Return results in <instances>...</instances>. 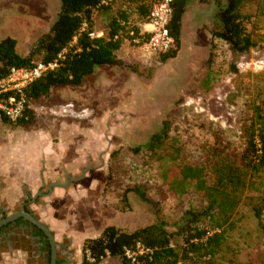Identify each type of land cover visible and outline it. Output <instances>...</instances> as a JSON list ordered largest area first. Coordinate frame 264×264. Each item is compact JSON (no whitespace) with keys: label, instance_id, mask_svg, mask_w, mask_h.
<instances>
[{"label":"rangeland","instance_id":"374dc122","mask_svg":"<svg viewBox=\"0 0 264 264\" xmlns=\"http://www.w3.org/2000/svg\"><path fill=\"white\" fill-rule=\"evenodd\" d=\"M59 8V0H0V37L14 36L19 51L28 52L56 19ZM122 9H128L124 0H114L111 7L94 11L93 31L106 32L111 18ZM243 10L253 21L254 45L246 52L234 53L222 39L211 38L213 0H189L174 57L163 59L161 53L123 43L116 52L121 65L99 66L86 77L82 88L58 86L52 95L28 103L34 113L31 125L35 121L51 122L57 115L87 118L81 130L87 140L76 143L88 149L87 158L93 164L105 166L98 172L105 180L104 192L97 195L100 208H93L87 200L84 181L78 190L79 208L70 215L76 221L71 222L65 209L62 218L52 224L57 225L50 230L59 264H81L82 239L107 224L130 230L161 219L172 235L171 241H182L178 248L187 244L183 234H178L179 226L189 211L208 203L191 182L180 178L177 168L201 161L206 147L217 137L229 150L241 152L242 122L251 115L254 103L264 111V0H247ZM134 17L129 20L136 22ZM36 59L39 61V56ZM78 97L89 101L82 112L69 101ZM95 99L96 105L92 104ZM0 119V130L12 137L7 143L12 142L10 147H21L22 142L28 146L35 130ZM10 190L3 187L0 192ZM20 191L22 201H12L15 197L10 194L2 197L0 213L5 210L11 214L21 202L35 199V188ZM139 193L153 202L142 201ZM75 198L74 191L69 190L63 203H74ZM250 202L243 198L234 208L220 253H190L184 264H264V232ZM28 206L37 219L41 218L39 221L51 224L44 214L45 205L29 202ZM261 220L264 225V210ZM202 225L209 226L205 221ZM17 234L0 239V264H46L42 245L35 247L37 241L34 244L22 232ZM99 264L120 262L105 256Z\"/></svg>","mask_w":264,"mask_h":264},{"label":"trees","instance_id":"16d2710c","mask_svg":"<svg viewBox=\"0 0 264 264\" xmlns=\"http://www.w3.org/2000/svg\"><path fill=\"white\" fill-rule=\"evenodd\" d=\"M59 1L56 19L36 38L28 52L19 51L18 40L14 36L0 38V77H4L11 67L32 66L37 62V56L40 61L52 60L76 37V43L67 50L59 66L24 89L28 103L48 96L53 87L80 85L84 77L99 66L121 65L116 52L122 40L114 38L123 28L120 21L135 16L136 22H143L155 0H124L128 9L119 10L111 18L110 27L104 35L93 38L89 33L93 31L94 11L111 7L114 0L101 7H98L101 0ZM246 1L213 0L214 15L209 34L211 38L225 41L234 53L246 52L254 45L252 15L243 10ZM188 3L189 0H173L169 30L174 44L168 51L160 54L163 59L176 54ZM136 29L138 30L137 27ZM32 114L34 113L27 104L17 123L31 125L34 117ZM0 117L7 119L2 114ZM239 130L243 144L241 152L229 150L228 144L217 137L213 144L206 147L201 161L183 163L177 168L180 178L191 182L197 193L208 203L200 210L189 211L179 226L178 234H183L182 240L186 245L178 248L182 241H171L172 235L161 219L130 230L108 225L98 236L83 240L81 264H99L106 253L117 258L120 264H184L190 258V253L191 256L220 253L225 245L226 226L231 225V214L236 205L246 197L250 199L253 214L264 232L261 220L264 210V111L260 104H253L251 115L246 117ZM139 196L144 202L150 201L143 193H139ZM18 221L25 220L19 218ZM204 221L209 226L203 227ZM37 234L42 235L43 232L37 229ZM137 243L144 250L132 262L126 256L125 249L134 250ZM44 244L50 253L48 241Z\"/></svg>","mask_w":264,"mask_h":264},{"label":"crops","instance_id":"0c3cea01","mask_svg":"<svg viewBox=\"0 0 264 264\" xmlns=\"http://www.w3.org/2000/svg\"><path fill=\"white\" fill-rule=\"evenodd\" d=\"M124 44L122 43L120 48ZM89 75L84 77L80 85L62 86L82 88L81 86ZM57 88L59 87H53L49 95H52ZM69 101L80 112L89 103L87 97H78L76 101ZM94 102L96 105L97 99L92 104ZM65 115L54 116L51 118V122L36 123L35 121V124L29 125L31 129L35 130V133L30 137L31 140L26 147H24L23 142L21 147L19 146L15 149L10 147L12 142L7 143L12 140V137H8L6 131L0 130V190L3 187L11 189L10 192L8 191L9 193L2 194L0 192V204H3V199L7 197V194L15 197L12 201H22L20 199V189L23 191V189L29 190L31 188L33 190L35 188V195H33L35 196V203H32L35 206L37 204L45 205L46 211L44 214L48 220L52 221L51 224L47 223L49 230L57 228L56 223L53 226L52 224L58 218H62V213L65 209H68L71 222L73 220L76 221V218L70 215H73L72 211L76 212L79 208L80 200L78 195L80 191L78 190L81 189L80 184L82 182L85 181L82 186L88 189L87 191L85 190L86 197L90 205H93V208H100V203L97 202V195L98 191L103 193L105 188L104 178L101 179L98 176V172H101L105 166L93 164L92 160L87 158L88 154L86 152L88 149H83L76 143V141L87 140L86 134L81 133L82 128H85L83 123H87V118H83V115L79 114L74 115V117ZM93 118L95 120L96 117L92 116L91 119ZM77 145L79 148L76 147ZM78 152H83V155H78ZM68 189L70 192L74 191V196L76 195L74 200L76 201L65 204L63 202L68 195ZM43 190L45 192H41ZM26 193L28 194L29 192ZM103 199L104 195L101 198L102 202H104ZM71 206L74 209L70 211ZM38 219L41 220V218ZM108 225L111 224L103 225L97 233L85 236L81 243L85 238L98 236L103 228Z\"/></svg>","mask_w":264,"mask_h":264},{"label":"built area","instance_id":"2783aa9c","mask_svg":"<svg viewBox=\"0 0 264 264\" xmlns=\"http://www.w3.org/2000/svg\"><path fill=\"white\" fill-rule=\"evenodd\" d=\"M112 1L101 0L98 7L106 6ZM172 3L173 0L153 1L143 22H131L129 19L121 20L120 25L123 28L115 34L114 38L122 40V43L146 47L154 53L168 51L174 44V38L169 30L173 12ZM103 35V31L89 33L91 38ZM75 43L76 37L73 38L66 49L59 52L52 60H39L32 66L11 67L6 76L0 77V114L12 122L22 118L24 109L28 104L24 89L46 72L56 69L61 60L64 59L67 50L73 47ZM143 250L142 245L137 243L134 250L126 248L125 254L134 262L136 256L142 253ZM106 256H108V253H106Z\"/></svg>","mask_w":264,"mask_h":264},{"label":"flooded vegetation","instance_id":"af4514ba","mask_svg":"<svg viewBox=\"0 0 264 264\" xmlns=\"http://www.w3.org/2000/svg\"><path fill=\"white\" fill-rule=\"evenodd\" d=\"M47 194V193H45ZM26 200V199H24ZM29 202H34L35 203V199H29V200H26L24 202H21V205H20V208L17 210H21V209H24L25 211L29 212L30 214L34 216V213H32V211L29 209V206H28V203ZM15 211V212H17ZM13 212V213H15ZM11 213V214H13ZM11 214H7L5 210H1V213H0V221L4 218H6L7 216L11 215ZM19 218H22L23 220H25L23 217H17L16 219L14 220H11V221H7L3 224L0 225V239L1 238H7V237H12V236H17L19 232H22V235H24L23 237H26L30 242L34 243L33 241H37L38 243H36V246L35 247H40L42 245V247L45 249V253H46V264H50V253H48V250H47V247L46 245L44 244L45 241L47 239L46 235L43 234L42 235H38L37 234V229H39L38 227H36L35 225H33L32 223H30L29 221L25 220V221H18ZM36 218V217H35ZM49 243V241H48ZM37 244H39L37 246ZM56 246V244H55ZM41 248V247H40ZM49 248H50V244H49ZM48 254H49V258H48ZM55 264H59L58 260H56L55 258Z\"/></svg>","mask_w":264,"mask_h":264},{"label":"water","instance_id":"95a60500","mask_svg":"<svg viewBox=\"0 0 264 264\" xmlns=\"http://www.w3.org/2000/svg\"><path fill=\"white\" fill-rule=\"evenodd\" d=\"M17 217H23L25 220L29 221L30 223H32L33 225H35L36 227H38L39 229H41L44 234L46 235L49 244H50V255H51V259H50V264H55V258H56V247H55V240L54 237L52 235V233L50 232L49 228L47 227V225H45L44 223H42L41 221H39L38 219H36L35 217H33L32 214H30L29 212L25 211L24 209H21L9 216H7L6 218L2 219L0 221V225L7 222V221H11L16 219Z\"/></svg>","mask_w":264,"mask_h":264}]
</instances>
